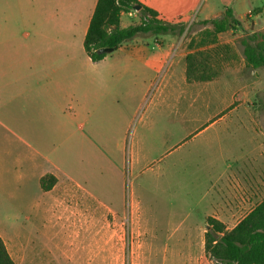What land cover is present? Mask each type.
Returning <instances> with one entry per match:
<instances>
[{
    "label": "rangeland",
    "instance_id": "1",
    "mask_svg": "<svg viewBox=\"0 0 264 264\" xmlns=\"http://www.w3.org/2000/svg\"><path fill=\"white\" fill-rule=\"evenodd\" d=\"M229 7L238 16L252 8V16L261 11L255 28L264 32V0H200L196 12L180 11L185 33L162 43L173 45L176 56L173 50L165 69L149 74L148 88H141L124 126L111 134L113 153H104L108 138L101 137L92 158L86 138L83 202L55 208L43 204L41 195L23 202L0 198V235L13 254L21 244L29 252L39 244L30 253L49 264H211L201 229L216 198V182L243 168L237 159L255 147L247 138L238 144L239 119L248 104L255 103L264 116V66H245L241 38L254 31L245 18H240L243 29L221 35L223 43L231 40L233 58L213 55L206 70L223 78L205 84L185 80L188 44L205 29L201 22ZM147 41L152 48L154 40ZM201 49L213 53L209 46ZM239 78L251 85L240 90ZM246 92L251 98L243 104ZM99 128L103 134V123ZM221 139L232 140L234 151H221Z\"/></svg>",
    "mask_w": 264,
    "mask_h": 264
},
{
    "label": "crops",
    "instance_id": "2",
    "mask_svg": "<svg viewBox=\"0 0 264 264\" xmlns=\"http://www.w3.org/2000/svg\"><path fill=\"white\" fill-rule=\"evenodd\" d=\"M139 1L157 11L164 20L185 22V17L178 18L180 11L184 15L196 12L200 0ZM97 2L0 0V198L3 200L35 201L34 196L41 195L43 204L47 201L55 208L61 202H83L81 193L87 191L80 179L84 172L86 138L87 152L92 158L95 148H100L101 137L108 138L104 153H113V130L124 126L141 88H148L149 74L162 72L173 50L175 54L173 45L162 44L172 36L162 35L164 39L146 35L149 37L138 36L101 61L93 62L85 51L84 39ZM252 9L241 16L234 13L236 18H245L254 27L250 33L256 32L254 19L261 15L260 11L252 16ZM139 21L136 12L122 13L120 24L126 28ZM221 35L220 43L228 45L233 53L231 40L223 43ZM149 39L154 40L152 48ZM184 56L179 57V65ZM221 78L194 83L219 82ZM249 80L235 81L243 90L251 85ZM249 95L244 93L243 104L249 102ZM116 100L120 102L115 105ZM248 106L239 119L243 131L238 144L247 138L255 147L237 159L243 161V168L224 179L221 175L216 182V198L201 229L203 235L209 217L231 230L264 200V130L261 129V126L264 129V116L254 108L255 103ZM100 122L103 134L99 130ZM258 127L262 131L256 130ZM219 145L225 153L235 149L230 139H221ZM47 175L54 176L57 182L51 190L44 191L40 181ZM4 242L14 264L51 262L33 258L30 252H35L39 244L30 252V248L21 244L13 254Z\"/></svg>",
    "mask_w": 264,
    "mask_h": 264
},
{
    "label": "trees",
    "instance_id": "3",
    "mask_svg": "<svg viewBox=\"0 0 264 264\" xmlns=\"http://www.w3.org/2000/svg\"><path fill=\"white\" fill-rule=\"evenodd\" d=\"M137 7H140L138 11ZM131 12L139 15V23L122 28L120 24L122 13ZM201 23L205 29L201 31L198 39L189 42V53L185 57L188 83L215 79L216 74L206 73L213 55L224 54L230 59L233 58L230 55V47L220 43L219 35L234 28L242 29L243 26L230 7L219 17L205 19ZM185 31V23L164 20L157 11L143 5L139 0H98L84 39V48L91 60L98 62L108 55L100 53L101 49L109 48L116 51L124 43L138 36L181 37ZM241 44L247 67L254 69L263 67L264 32L247 33ZM206 46L212 48V54L201 49ZM56 182L54 176L47 175L41 179L40 184L44 191H49ZM204 252L211 264H264V200L231 230H227L220 221L209 217L204 235ZM0 264H14L2 237Z\"/></svg>",
    "mask_w": 264,
    "mask_h": 264
},
{
    "label": "water",
    "instance_id": "4",
    "mask_svg": "<svg viewBox=\"0 0 264 264\" xmlns=\"http://www.w3.org/2000/svg\"><path fill=\"white\" fill-rule=\"evenodd\" d=\"M139 9H140V7H137V8H136L137 11H138ZM99 52H100V53H107V54H109V53H111V52H113V51H112V49L104 48V49H101Z\"/></svg>",
    "mask_w": 264,
    "mask_h": 264
},
{
    "label": "built area",
    "instance_id": "5",
    "mask_svg": "<svg viewBox=\"0 0 264 264\" xmlns=\"http://www.w3.org/2000/svg\"><path fill=\"white\" fill-rule=\"evenodd\" d=\"M133 13H135V12H131V14H133Z\"/></svg>",
    "mask_w": 264,
    "mask_h": 264
}]
</instances>
